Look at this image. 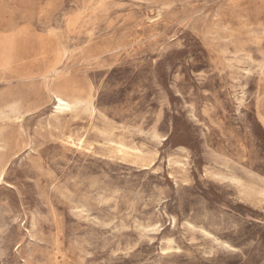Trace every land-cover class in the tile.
<instances>
[{"label": "rangeland", "instance_id": "obj_1", "mask_svg": "<svg viewBox=\"0 0 264 264\" xmlns=\"http://www.w3.org/2000/svg\"><path fill=\"white\" fill-rule=\"evenodd\" d=\"M0 178V264H264V0H0Z\"/></svg>", "mask_w": 264, "mask_h": 264}, {"label": "bare ground", "instance_id": "obj_2", "mask_svg": "<svg viewBox=\"0 0 264 264\" xmlns=\"http://www.w3.org/2000/svg\"><path fill=\"white\" fill-rule=\"evenodd\" d=\"M3 58V57H2ZM57 97V109H59V110H65V109H69V108H71V106L73 105L72 103H71V101H69L68 99H66V98H64V97H62V96H59V95H57L56 96ZM82 140V139H81ZM70 141V140H69ZM67 142H68V140H67ZM75 142V141H74ZM73 142V143H74ZM81 142L82 141H79V144H81ZM72 143V144H73ZM70 144V143H69ZM76 145V144H74V145H76V146H80V145ZM0 179H2V178H0Z\"/></svg>", "mask_w": 264, "mask_h": 264}]
</instances>
